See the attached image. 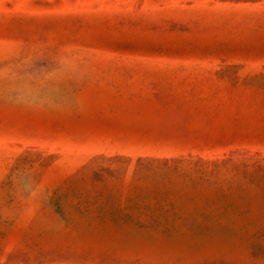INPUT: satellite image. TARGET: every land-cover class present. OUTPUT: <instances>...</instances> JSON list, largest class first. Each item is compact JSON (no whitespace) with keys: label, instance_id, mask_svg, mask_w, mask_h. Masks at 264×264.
I'll list each match as a JSON object with an SVG mask.
<instances>
[{"label":"rangeland","instance_id":"374dc122","mask_svg":"<svg viewBox=\"0 0 264 264\" xmlns=\"http://www.w3.org/2000/svg\"><path fill=\"white\" fill-rule=\"evenodd\" d=\"M0 264H264V0H0Z\"/></svg>","mask_w":264,"mask_h":264}]
</instances>
